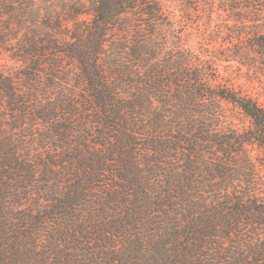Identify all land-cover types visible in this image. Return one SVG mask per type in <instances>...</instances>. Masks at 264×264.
<instances>
[{
    "label": "trees",
    "instance_id": "16d2710c",
    "mask_svg": "<svg viewBox=\"0 0 264 264\" xmlns=\"http://www.w3.org/2000/svg\"><path fill=\"white\" fill-rule=\"evenodd\" d=\"M8 47L0 264H264V0H0Z\"/></svg>",
    "mask_w": 264,
    "mask_h": 264
},
{
    "label": "rangeland",
    "instance_id": "374dc122",
    "mask_svg": "<svg viewBox=\"0 0 264 264\" xmlns=\"http://www.w3.org/2000/svg\"><path fill=\"white\" fill-rule=\"evenodd\" d=\"M190 7L192 9L198 8V4L196 2L191 1ZM228 5V2H222L221 7H226ZM9 51H6L3 53L1 60H0V68L6 72L10 70V67L15 64L14 61L11 60V51L10 47H8ZM246 68L243 69V72L239 75L240 76V84H244L245 89L248 91V93L260 96L261 100L264 101V76L262 77H255V79H250L249 75L246 74ZM260 78H262L260 80ZM263 81V82H261Z\"/></svg>",
    "mask_w": 264,
    "mask_h": 264
}]
</instances>
